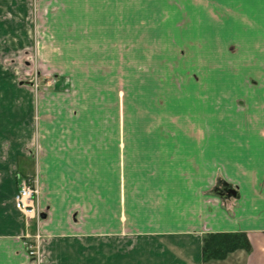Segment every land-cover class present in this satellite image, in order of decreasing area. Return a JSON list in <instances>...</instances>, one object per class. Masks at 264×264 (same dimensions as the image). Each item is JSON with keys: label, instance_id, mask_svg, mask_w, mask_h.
Instances as JSON below:
<instances>
[{"label": "crops", "instance_id": "obj_1", "mask_svg": "<svg viewBox=\"0 0 264 264\" xmlns=\"http://www.w3.org/2000/svg\"><path fill=\"white\" fill-rule=\"evenodd\" d=\"M38 3L54 78L0 107V264H38L18 173L40 264H264V0ZM212 232L251 249L205 261Z\"/></svg>", "mask_w": 264, "mask_h": 264}, {"label": "rangeland", "instance_id": "obj_2", "mask_svg": "<svg viewBox=\"0 0 264 264\" xmlns=\"http://www.w3.org/2000/svg\"><path fill=\"white\" fill-rule=\"evenodd\" d=\"M42 10L38 0H0V98L6 93L0 107L6 106L8 95L16 93L20 87H35V83H40L42 77L54 78L53 75L42 72L37 57V37L41 28ZM162 61L163 59L160 60L161 63ZM162 73L164 72L161 71L160 74ZM175 76L177 75H174V78ZM180 79L182 77L178 75V80ZM0 141L3 142L0 159L4 160L7 158L6 149L9 142ZM27 164V161L20 160V172L23 170V173H27ZM20 176L18 173L17 178ZM23 237L27 238L26 232ZM43 241L44 235L41 249Z\"/></svg>", "mask_w": 264, "mask_h": 264}, {"label": "built area", "instance_id": "obj_3", "mask_svg": "<svg viewBox=\"0 0 264 264\" xmlns=\"http://www.w3.org/2000/svg\"><path fill=\"white\" fill-rule=\"evenodd\" d=\"M19 189L15 195V206L19 209L24 217L27 232L26 237L30 239L27 246L29 254L37 259L38 264L42 263L44 258L41 249V241L43 234L39 230L40 209L37 204V199L40 193L38 177L35 175L20 176ZM36 220L38 224L34 234L28 232L31 221ZM32 239V240H31Z\"/></svg>", "mask_w": 264, "mask_h": 264}, {"label": "trees", "instance_id": "obj_4", "mask_svg": "<svg viewBox=\"0 0 264 264\" xmlns=\"http://www.w3.org/2000/svg\"><path fill=\"white\" fill-rule=\"evenodd\" d=\"M237 249H251V242L246 232H212L203 244V259H224L230 252Z\"/></svg>", "mask_w": 264, "mask_h": 264}, {"label": "flooded vegetation", "instance_id": "obj_5", "mask_svg": "<svg viewBox=\"0 0 264 264\" xmlns=\"http://www.w3.org/2000/svg\"><path fill=\"white\" fill-rule=\"evenodd\" d=\"M52 79H53V78H52ZM52 79H49V78H47V77H42L40 83H39V82H36V83H35V87H36L37 89L42 88V86L47 87V85H51L50 83L52 82Z\"/></svg>", "mask_w": 264, "mask_h": 264}]
</instances>
